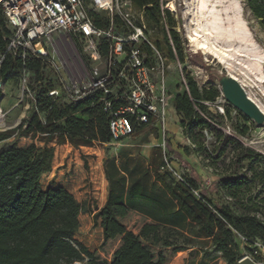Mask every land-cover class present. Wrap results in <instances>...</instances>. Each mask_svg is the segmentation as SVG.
I'll list each match as a JSON object with an SVG mask.
<instances>
[{"label": "trees", "instance_id": "1", "mask_svg": "<svg viewBox=\"0 0 264 264\" xmlns=\"http://www.w3.org/2000/svg\"><path fill=\"white\" fill-rule=\"evenodd\" d=\"M128 1L144 13L157 48L169 61H178L184 67L183 91L172 97L183 136L191 145L184 151L201 158L218 178L207 190H215L221 202L205 194L200 178L177 179L170 170L171 159L161 146L153 147L147 159L128 149L117 156L106 154L103 168L107 197L99 212L80 203L62 186L51 182L43 187L42 180L52 172L55 157L50 144L55 141L74 149L109 144L110 117L97 96L78 104L50 97L57 83L46 58L29 55L22 60L8 51L12 30L0 7V82L19 81L26 72L34 95L27 117L17 128L0 132V143L37 137L43 143L0 147V264H76L92 258L89 249L76 239L79 217L91 213L96 224L103 213L115 210L117 215L124 214L122 207L159 224L164 243L202 249V242H206L227 264L243 259L242 246L249 250L247 255L253 256L257 243L264 246V155L242 141L249 133L247 123L235 125L231 133L224 130V119L231 120V108L227 107L224 115L211 111L209 105L217 102L220 91L200 87L187 73V57L175 30L176 22L162 10L161 1ZM84 3L88 6L89 0ZM248 5L264 30V0H249ZM88 13L96 27H109L104 13L90 9ZM102 54L107 57V48ZM196 58L194 62L202 64L201 56Z\"/></svg>", "mask_w": 264, "mask_h": 264}, {"label": "rangeland", "instance_id": "2", "mask_svg": "<svg viewBox=\"0 0 264 264\" xmlns=\"http://www.w3.org/2000/svg\"><path fill=\"white\" fill-rule=\"evenodd\" d=\"M177 2V12L167 9L170 2ZM185 0H162L165 11H168L174 18L175 30L181 37L182 48L186 58L185 65L190 76H198L199 86L212 88L220 91V98L216 103L209 105L214 113L225 114V109L231 108V120L224 119V130L227 133L233 131V127L247 123L249 133L242 138L244 144L264 155V127L258 126L251 121L245 122L240 111L232 107L221 95L219 81L222 76L227 75L226 69L213 56L206 54L203 50L193 49L188 37L191 33L190 24L184 14L186 8ZM249 0L244 2V16L253 32L256 41L264 48V30L249 10ZM184 16V17H183ZM185 18V19H184ZM188 26V27H187ZM190 31V32H189ZM153 37V35H152ZM45 46L52 57L63 65L67 77L81 83L87 78L88 65L85 57L81 54L79 47L71 42L64 34L55 35L51 39L45 40ZM195 50V51H194ZM202 64L196 57H200ZM211 56V57H210ZM204 65V66H202ZM184 67L180 68L175 63L170 64L167 77V87L171 96H175L183 91L182 84L184 78ZM22 99L20 82L10 81L6 85V93L0 101L4 126L0 131H6L13 127L22 115H27L23 104H19ZM224 111V114L222 112ZM181 128V118L177 116L173 106H168L167 110V130L164 137L157 138L152 135V131L147 129L131 139H127L120 144L109 143L105 145L96 144L92 149L83 148L76 151L70 145L59 146L53 141L50 146L55 148L57 163L64 162V172H53L42 180L43 187L51 184L58 185L66 183L68 189L75 198L82 204L91 207L93 212H99L104 205V193H107V182L104 176L103 160L106 154L117 156L122 150H132L135 154L147 159V153L153 147L160 145L169 155L170 170L177 179L184 176L198 177L202 183H214L218 178L207 169L201 158L195 154L187 155L185 147L191 148L188 141L176 133L175 129ZM182 129V128H181ZM32 142L41 146V137L35 139L14 138L0 143V147L11 143L24 147ZM56 164L54 163V167ZM57 171V170H56ZM63 173V174H62ZM72 181V182H71ZM216 191H205L216 203H220L219 197H213ZM124 214L103 213L94 224L92 214H82L79 217L80 229L76 239L83 243L93 254L92 258H85L76 264H227L220 253L214 248L202 242V249L186 248L179 245L164 243L161 238V226L137 212L130 211L126 207ZM262 245L260 243H257ZM244 257L248 254L246 246H242ZM250 255V254H249ZM256 263L264 264V253L251 255Z\"/></svg>", "mask_w": 264, "mask_h": 264}, {"label": "built area", "instance_id": "3", "mask_svg": "<svg viewBox=\"0 0 264 264\" xmlns=\"http://www.w3.org/2000/svg\"><path fill=\"white\" fill-rule=\"evenodd\" d=\"M0 7L12 30L8 51L22 60L29 55L46 58L57 83L49 92L50 97L78 104L97 96L110 117L109 132L114 144L130 139L144 127H157L162 137L166 135L167 110L173 100L167 87L170 64L180 68L183 65L169 61L157 48L144 13L134 9L130 1L89 0L87 6L84 0H0ZM89 9L104 13L109 27H96ZM162 10L165 11L164 5ZM163 24L172 43L169 28L166 22ZM60 34L76 44L87 61V78L81 83L67 77L63 65L45 46V40ZM103 48L108 50L107 57L102 54ZM2 62L0 58V67ZM197 78L195 75L199 82ZM19 82L22 94L19 104L24 105L28 115L34 102L29 74L24 72ZM6 85L7 82H0V101ZM0 112L4 120L6 114H2L1 108ZM27 115L7 129L17 128ZM256 247L254 255L264 253V246ZM246 257L253 260L251 255L243 258Z\"/></svg>", "mask_w": 264, "mask_h": 264}, {"label": "bare ground", "instance_id": "4", "mask_svg": "<svg viewBox=\"0 0 264 264\" xmlns=\"http://www.w3.org/2000/svg\"><path fill=\"white\" fill-rule=\"evenodd\" d=\"M245 1L182 2L186 7L187 23L190 24L188 41L193 49L203 50L218 60L226 69L225 73L240 83L264 114V48L256 41L244 16ZM167 9L176 13L177 2H170ZM2 126L4 121L0 112Z\"/></svg>", "mask_w": 264, "mask_h": 264}, {"label": "water", "instance_id": "5", "mask_svg": "<svg viewBox=\"0 0 264 264\" xmlns=\"http://www.w3.org/2000/svg\"><path fill=\"white\" fill-rule=\"evenodd\" d=\"M221 94L224 99L235 109L240 111L245 117L256 123L258 126L264 125V114L258 106L248 97L245 89L232 77L224 75L219 81ZM237 264H258L251 258H243Z\"/></svg>", "mask_w": 264, "mask_h": 264}, {"label": "crops", "instance_id": "6", "mask_svg": "<svg viewBox=\"0 0 264 264\" xmlns=\"http://www.w3.org/2000/svg\"><path fill=\"white\" fill-rule=\"evenodd\" d=\"M147 129H150L151 131H152V135H154L155 137H157V138H161L162 137V135H161V133L159 132V129L157 128V127H148ZM146 129V130H147ZM176 130V133H178V134H181V136L184 138V136H183V132H182V129L181 128H179V129H175ZM64 146H66V145H64ZM157 146H160V145H157ZM84 148V147H83ZM83 148H80V149H83ZM80 149H75L76 151H80ZM89 149H92V148H89ZM150 151H151V149H150ZM150 151H149V153H147V156L150 154ZM55 153H56V151H55ZM55 160H57L56 159V157H54V161H53V169H52V172H53V170H55L54 172H58V174L60 173V172H64L65 170H66V168H64V162L62 161L61 163H57V161L55 162ZM54 163L56 164V166L54 167ZM57 170V171H56ZM51 172V173H52ZM51 173H49L48 175H50ZM63 174V173H62ZM105 176V175H104ZM72 182V181H71ZM203 184V186H202V190L203 191H207V189H208V187L210 186V183H202ZM57 186H62V187H64V188H66L67 190H69L68 189V185L66 184V183H61V184H58ZM70 191V190H69ZM71 192V191H70ZM72 193V192H71ZM214 196V198L216 197V195H215V193L213 194ZM106 197H107V193L105 194L104 193V204H105V201H106ZM104 206V205H103ZM92 208H93V206H91ZM119 207H122V206H119Z\"/></svg>", "mask_w": 264, "mask_h": 264}]
</instances>
